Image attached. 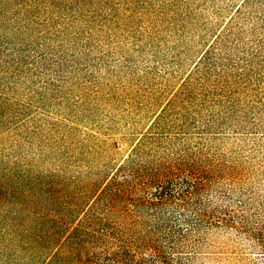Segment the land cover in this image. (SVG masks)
<instances>
[{"label": "rangeland", "instance_id": "obj_1", "mask_svg": "<svg viewBox=\"0 0 264 264\" xmlns=\"http://www.w3.org/2000/svg\"><path fill=\"white\" fill-rule=\"evenodd\" d=\"M0 264H264V0H0Z\"/></svg>", "mask_w": 264, "mask_h": 264}]
</instances>
